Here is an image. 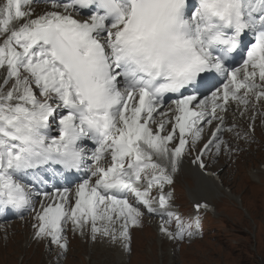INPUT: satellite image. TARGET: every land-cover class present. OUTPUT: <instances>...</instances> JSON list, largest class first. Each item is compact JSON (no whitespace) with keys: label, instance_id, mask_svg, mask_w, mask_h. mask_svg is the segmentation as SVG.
I'll return each instance as SVG.
<instances>
[{"label":"snow or ice","instance_id":"6c2138e0","mask_svg":"<svg viewBox=\"0 0 264 264\" xmlns=\"http://www.w3.org/2000/svg\"><path fill=\"white\" fill-rule=\"evenodd\" d=\"M0 74V214L32 211L34 237L64 251L71 224L131 253L146 214L191 239L179 216L166 226L165 187L189 157L214 175L231 105L264 100V0H6ZM49 171L84 175L74 192L37 187Z\"/></svg>","mask_w":264,"mask_h":264},{"label":"rangeland","instance_id":"374dc122","mask_svg":"<svg viewBox=\"0 0 264 264\" xmlns=\"http://www.w3.org/2000/svg\"><path fill=\"white\" fill-rule=\"evenodd\" d=\"M259 134L264 138V130ZM260 163H264V149H260L259 154L254 150L247 152L245 156L238 158L235 167L227 168L224 179L229 193L220 190L225 197L219 198L213 197L212 191L208 192L210 194L206 198L215 205L216 216L211 220L205 219V234L201 241L181 250L179 264H264V173L256 174ZM184 181L182 179L179 182L177 191L180 198L177 202L184 212L189 213L190 202ZM189 182V187H192L191 181ZM213 188L217 187L214 185ZM201 197L203 196L199 194L194 196L199 201L205 199ZM22 231L21 224H14L12 232L0 236V242L14 238L18 241ZM16 250L17 246L15 249L9 247L7 252H0V264H16L17 259L20 261L22 256ZM77 253L78 249L73 247L69 264H85L84 257L77 258ZM23 264L40 263L38 259L36 262L25 259ZM91 264L113 263L92 260ZM129 264H166L158 256L152 233L147 232L144 237H137L134 255Z\"/></svg>","mask_w":264,"mask_h":264},{"label":"bare ground","instance_id":"6f19581e","mask_svg":"<svg viewBox=\"0 0 264 264\" xmlns=\"http://www.w3.org/2000/svg\"><path fill=\"white\" fill-rule=\"evenodd\" d=\"M181 169H182V168H181ZM194 175H195V174H194ZM188 176H189V174H187V175L185 176L187 180L189 179ZM194 183H195V185L192 186V188H191V187H189V182H187V184H188V190H186V191H187V196H188L189 200L192 201V203H194V202H193V199H195L194 196H195L196 194H199V195H201V196H204V195L207 196V193H208L209 191H212V193H213V197H214V196H217V197H219V198H222V196L225 197V196L223 195V193L220 192V190H219L218 188H213L214 184L210 183V181H208V180H205V179L199 178V179H197V180L195 179V180H194ZM209 194H210V193H208V195H209ZM228 196H229V195H228ZM229 197H230V196H229Z\"/></svg>","mask_w":264,"mask_h":264}]
</instances>
